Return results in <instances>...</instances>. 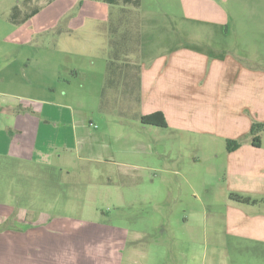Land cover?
Returning a JSON list of instances; mask_svg holds the SVG:
<instances>
[{"label":"crops","instance_id":"obj_1","mask_svg":"<svg viewBox=\"0 0 264 264\" xmlns=\"http://www.w3.org/2000/svg\"><path fill=\"white\" fill-rule=\"evenodd\" d=\"M32 1L33 9L38 10L26 21L27 13L22 14L19 6L21 0L10 6L8 16L2 15L0 34L4 42L25 41L27 30L21 26L45 11L50 21L46 26L55 29L56 40L46 47V59L43 55V60L32 68L21 57L17 62L12 61L10 43L8 48H0V86H3L0 116L5 117L0 121L3 147L0 155L43 168L59 166L67 171L81 160L107 163L109 169L105 175L111 180L118 173H126L122 169L125 165L122 155L146 150L143 141L124 133L121 117L129 114L141 120L143 115L162 111L168 128L215 132L225 136L229 143L238 141V146L231 142L233 146L226 147L225 152L229 160L224 180L229 202L226 234L228 238L235 235L264 241V156L258 155L260 151L264 154V133L251 132L248 114L252 110V95L263 102L264 111V71L254 70L246 58L231 50L224 55L202 51L189 42V37L195 39L190 32L164 29L162 34H157L147 29L144 22L156 18L139 12L137 6L141 0ZM179 2L183 22L197 26L228 29L236 21L233 10L238 11L241 5H253L259 22L264 18V0ZM56 6L60 8L57 12ZM9 24L20 28L12 29ZM6 26L8 30L4 31ZM44 30L41 23L30 33L41 34ZM171 33L180 39H172ZM184 35L186 38L182 39ZM97 50L100 56L89 54ZM60 52L69 54L72 61L51 62L50 57ZM29 72L35 78L27 84ZM256 79L259 92L253 93L251 84ZM100 117L113 121L119 128L109 124L101 128ZM259 118L264 120V112ZM256 136L259 139L253 141ZM258 160L262 162L256 163ZM252 162L258 166L252 169ZM149 168L158 170L157 166ZM232 192L251 196L257 203L235 202L229 197ZM155 196L151 198L159 202ZM23 206L17 211L19 223L29 224L30 229L20 238H5L1 236L6 233L0 234V242L7 246L0 256L2 264H12L7 253L14 250L12 246L17 240L23 246L22 264H32L35 253H30L32 247L39 251V245L51 246L49 254L59 258L68 247L84 240L85 237L79 242V237H74L72 224L76 221L55 218L46 222L43 211L36 219V216L28 219L30 206ZM14 209L10 203L0 205V213L10 214ZM134 239L138 237L131 239L126 232L120 243L123 247ZM69 250L68 256H75L76 248ZM37 254L39 259L35 264L48 263L49 260L42 261V256Z\"/></svg>","mask_w":264,"mask_h":264},{"label":"rangeland","instance_id":"obj_2","mask_svg":"<svg viewBox=\"0 0 264 264\" xmlns=\"http://www.w3.org/2000/svg\"><path fill=\"white\" fill-rule=\"evenodd\" d=\"M16 1L0 0V23L2 15L8 16L10 6ZM31 1L21 0L22 14L30 13L35 7ZM252 6L241 5L238 11L233 10L236 21L228 29L183 22L179 0H141L137 7L140 13L156 18L153 22H144L147 29L157 34H162L164 29L190 32L195 39L189 37V42L202 51L224 55L231 50L246 58L254 70L264 71V18L259 22ZM63 7L68 8L67 5ZM71 9L75 10L76 6ZM59 10L56 6L55 11ZM47 15L48 11H45L21 26L27 30L26 40L9 42L13 47L12 61L17 62L21 57L32 68L43 60V55L46 59V47L56 40L55 29L46 26L50 24ZM41 23L45 26L43 33H30ZM7 30L6 26L4 31ZM2 35L0 48H8L9 43L4 42ZM175 35L171 33L172 39L179 40L180 37ZM91 53L101 54L100 50ZM1 61L4 63L5 58ZM50 61L62 63L72 59L69 54L60 52L51 56ZM34 78L35 75L29 72L27 84ZM257 83L258 79L251 84L253 93L259 92ZM252 96V110L248 112L251 132L264 133V120L259 118L264 112L263 102ZM121 118L124 133L143 141L146 150L141 154L122 155L125 162L122 169L126 173H118L111 180L105 175L109 169L107 163L81 160L67 171L59 166L43 168L0 155V205L10 203L15 208L10 214L0 213V220L3 219L0 226H5L0 227V234H7L1 237L20 238L27 231L29 224L19 223L17 212L27 204L31 210L28 219L35 216L36 219L42 211L46 213V222L69 218L77 222L71 223L74 237H79V242L85 237L76 246H63L67 248L66 253L63 251L59 258L49 254L51 246L39 245V251L32 247L30 253L35 252L32 264L39 259L37 253L42 256V261L49 260L47 264H264V241L235 235L228 238L226 234L225 216L229 202L224 180L229 160L225 152L226 147L233 146L229 140L215 132L144 124L129 114ZM4 120L1 115L0 121ZM100 120L101 128L104 124L119 128L105 117ZM94 126L98 127L97 124ZM0 150H3L2 146ZM261 152L258 155L264 156ZM256 163L252 162V169L258 166ZM134 164L139 167L131 166ZM151 166H157L158 170H151ZM152 196L159 202H154ZM126 232L131 239H138L123 244V249L120 240ZM5 247L1 241V257ZM72 247L76 248L75 256L69 257ZM12 248L14 250H8L7 257L13 260L12 264H22L23 246L17 240Z\"/></svg>","mask_w":264,"mask_h":264},{"label":"trees","instance_id":"obj_3","mask_svg":"<svg viewBox=\"0 0 264 264\" xmlns=\"http://www.w3.org/2000/svg\"><path fill=\"white\" fill-rule=\"evenodd\" d=\"M38 8L32 9V11L30 13H27V16L25 17V21L27 19H29L31 16L35 15L37 13ZM141 122L144 124H151V125H156L159 127H167L168 126V122L167 119L165 117V114L162 111H155L153 113L147 114V115H143L141 116ZM259 139V137H254L253 141ZM233 142L238 146V141L237 140H230V143ZM229 149H231V146L229 147ZM230 199L238 202V203H257L256 199H253L251 196H245L243 194L240 193H235L232 192L230 193ZM1 229L4 228V224L2 226H0Z\"/></svg>","mask_w":264,"mask_h":264}]
</instances>
